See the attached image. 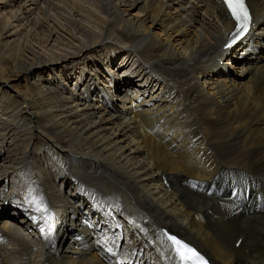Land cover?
I'll use <instances>...</instances> for the list:
<instances>
[{
	"label": "bare ground",
	"instance_id": "obj_1",
	"mask_svg": "<svg viewBox=\"0 0 264 264\" xmlns=\"http://www.w3.org/2000/svg\"><path fill=\"white\" fill-rule=\"evenodd\" d=\"M248 2L255 26L224 49L221 0H0V264H179L163 228L213 264H264Z\"/></svg>",
	"mask_w": 264,
	"mask_h": 264
},
{
	"label": "snow or ice",
	"instance_id": "obj_2",
	"mask_svg": "<svg viewBox=\"0 0 264 264\" xmlns=\"http://www.w3.org/2000/svg\"><path fill=\"white\" fill-rule=\"evenodd\" d=\"M232 18L237 22V35H243L248 30L250 16L245 4V0H223ZM41 210V209H37ZM47 211L46 208L42 209ZM167 239L179 259V264H206L204 258L193 248L178 240L173 236H168Z\"/></svg>",
	"mask_w": 264,
	"mask_h": 264
},
{
	"label": "rangeland",
	"instance_id": "obj_3",
	"mask_svg": "<svg viewBox=\"0 0 264 264\" xmlns=\"http://www.w3.org/2000/svg\"><path fill=\"white\" fill-rule=\"evenodd\" d=\"M120 57H121V56H120ZM122 60H123V59H121V61H122ZM75 82H76V81H75V78H73L72 81L68 82V83H69V86L72 85V84H75ZM64 83H65V82H63V84H64ZM69 86H68V87H69ZM70 87H71V86H70ZM6 155H7V154H4V156H6ZM15 176H16V175H14V177H15ZM14 177H13V176H10L9 178H11V179H8V181H7L6 183H5V182H2V183H1V186H0L1 189L7 188V187H10V188H11L12 185L14 186L15 183L12 182V184H10V180L15 179ZM8 182H9V183H8Z\"/></svg>",
	"mask_w": 264,
	"mask_h": 264
}]
</instances>
